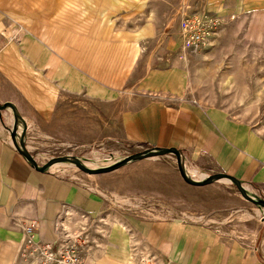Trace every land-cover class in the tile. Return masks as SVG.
I'll return each mask as SVG.
<instances>
[{"label":"crops","instance_id":"obj_1","mask_svg":"<svg viewBox=\"0 0 264 264\" xmlns=\"http://www.w3.org/2000/svg\"><path fill=\"white\" fill-rule=\"evenodd\" d=\"M147 2L0 0V33L18 28L15 41L0 35V104L22 118L25 150L110 139L174 148L184 165L224 173L264 197L263 140L243 123L181 100L187 77L177 61L186 51L174 35L183 7L218 16L224 27L263 13L264 0ZM10 126L9 113L0 112V264H25L13 220L35 222V240L51 243L62 212L92 221L94 240L80 250V264H264V224L241 238L149 208H108V196L124 206L139 199L90 178L97 175L35 172L12 147Z\"/></svg>","mask_w":264,"mask_h":264},{"label":"rangeland","instance_id":"obj_2","mask_svg":"<svg viewBox=\"0 0 264 264\" xmlns=\"http://www.w3.org/2000/svg\"><path fill=\"white\" fill-rule=\"evenodd\" d=\"M148 2L152 5L154 0ZM168 14L166 19L172 21ZM193 14L219 18L221 28L216 27L200 48L186 51L185 57L178 59L177 64L183 67L187 77V87L180 96L181 100L193 102L207 111L220 112L247 125L264 142V9L261 14L254 13V16L250 15L246 19L224 23L223 27L224 21L220 17L192 10L189 6L183 7L177 15L178 26L174 34L177 38L180 20L184 15ZM175 21H172L173 24ZM13 29L18 30L17 27ZM220 29L223 36H214ZM35 141L40 143L37 139ZM145 149L144 146L114 139L95 142L83 148L52 140L30 155L37 165L44 164L50 158L71 156L87 168H96ZM184 169L193 178L212 174L203 168H199L201 171L196 170L194 164H186ZM48 171L80 179L88 178L66 164L55 165ZM90 178L105 188L139 199L138 205L134 201H127L124 206L126 211L137 207L149 208L159 217H177L187 222L204 223L217 232L241 238L249 237L264 224L259 209L243 201L229 183L218 181L203 187L183 184L169 155L133 162ZM92 236L91 233L89 237ZM29 258H23L25 264Z\"/></svg>","mask_w":264,"mask_h":264},{"label":"built area","instance_id":"obj_3","mask_svg":"<svg viewBox=\"0 0 264 264\" xmlns=\"http://www.w3.org/2000/svg\"><path fill=\"white\" fill-rule=\"evenodd\" d=\"M219 18H209L205 15H184L179 23L178 41L180 48L184 51H195L200 48L208 37L219 27ZM17 32L10 30L7 34L0 33L4 42L16 40ZM108 208H122L124 204L118 197L108 196ZM22 234L23 258L36 261L35 264H80L79 252L90 241L88 237L91 233L92 221L83 216L72 218L69 213L62 212L56 223V237L51 243H40L35 240L37 224L35 222L12 221ZM91 239V240H89Z\"/></svg>","mask_w":264,"mask_h":264},{"label":"water","instance_id":"obj_4","mask_svg":"<svg viewBox=\"0 0 264 264\" xmlns=\"http://www.w3.org/2000/svg\"><path fill=\"white\" fill-rule=\"evenodd\" d=\"M8 112L11 117V126L6 129L8 133V138L11 142L14 150L25 160V162L38 173H44L49 170L50 167L55 165L66 164L74 167L79 172L85 175H102L115 171L121 167H124L130 163L137 162L140 160L158 158L163 156H172L173 164L176 174L180 181L189 187H203L210 185L214 182L224 181L229 183L235 189L237 195L245 202L257 207L262 214V219L264 220V199L250 191L248 188L243 186V183L233 177L226 175L224 173L216 172L212 174H207L203 176H198L196 178L190 177L186 174L184 169V158L179 150L174 148H146L145 150L130 154L121 159L108 164L107 166L87 168L83 166L78 159L71 156H60L48 159L44 164L37 165L34 158L25 150L24 146V129L25 125L22 118L17 113L13 105L9 103L0 104V112Z\"/></svg>","mask_w":264,"mask_h":264},{"label":"bare ground","instance_id":"obj_5","mask_svg":"<svg viewBox=\"0 0 264 264\" xmlns=\"http://www.w3.org/2000/svg\"><path fill=\"white\" fill-rule=\"evenodd\" d=\"M54 167V166H53ZM56 168V167H55ZM54 169V168H53ZM191 173V172H190ZM192 174V173H191ZM193 176V175H192Z\"/></svg>","mask_w":264,"mask_h":264}]
</instances>
